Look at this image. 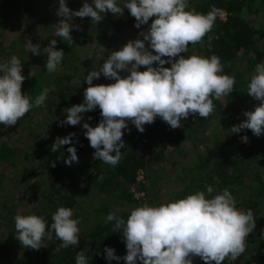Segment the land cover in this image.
<instances>
[{
  "label": "clouds",
  "instance_id": "obj_1",
  "mask_svg": "<svg viewBox=\"0 0 264 264\" xmlns=\"http://www.w3.org/2000/svg\"><path fill=\"white\" fill-rule=\"evenodd\" d=\"M58 5L55 14L60 19L53 26L54 35L70 42H73L71 32L79 30L73 23L74 17L90 18L97 25L104 19L103 14L119 17L127 9L135 18L136 29L153 18L147 31L138 32L136 39L111 52L98 71L88 73L83 102L65 110L67 116L61 127L81 125L85 113L100 110L101 119L95 127L88 122L81 125L89 146L95 150L94 160L111 166L119 164L121 149L126 147L123 136L130 131L129 122L140 133L145 131L144 125L154 123L157 117L172 129L182 128L181 121L190 115L208 118L214 112L213 100L234 91L236 78L224 74L220 57L180 55L212 30L222 14L215 6L204 14L195 8L189 9L188 0H123V7L118 0H91V3L85 0L77 11L70 10L66 0H58ZM56 45L57 40L51 39L41 50L39 44L27 39L25 50L33 56H46L44 67L51 74L58 70L65 56ZM166 64L170 67H164ZM141 67L145 70L140 71ZM22 70L21 60L15 55L0 62V125H16L33 107H43L49 91L54 90L44 88L33 100L21 91L25 80ZM101 74L114 83L93 85ZM247 94L260 103L253 111H245L246 119L230 131L240 133L249 129L259 137L264 134V63L255 66ZM91 120L89 116L88 121ZM74 137L75 133L57 137L51 148L57 152L69 145V155L64 159L67 166L79 162L77 149L72 146ZM241 140L247 143L248 137L243 136ZM213 193V187L205 185V190L167 203L145 202L134 207L126 219L109 213L105 222H115L113 232L122 234L126 255L116 256L115 249L106 246L105 259H123L125 264L138 261L139 264H193L194 257H199L204 264H223L226 258L235 261L246 250L256 217L251 209L237 207L228 188ZM13 220L17 240L30 249L45 247L44 242L52 238L53 231L63 248L77 247L80 243L81 221L74 218L71 208L58 207L52 214L50 228L43 216L35 214H18ZM86 252H77L75 264H88Z\"/></svg>",
  "mask_w": 264,
  "mask_h": 264
},
{
  "label": "trees",
  "instance_id": "obj_2",
  "mask_svg": "<svg viewBox=\"0 0 264 264\" xmlns=\"http://www.w3.org/2000/svg\"><path fill=\"white\" fill-rule=\"evenodd\" d=\"M118 4L119 6L123 7V0H118ZM16 5L21 6L20 8L22 9L23 14L28 13V22L29 20L33 19V22L31 21L30 24L37 21V19H34L37 14H41L42 12L44 13L46 11V9H44L45 7L50 8L47 21H54L57 19L58 23L60 18L55 14L59 6L58 0H0V62H6L13 55L20 58L21 64L23 66L22 72L25 76L21 91L24 94L30 95L33 100L41 93L44 88L54 89L49 91L46 101L51 103L49 106H53L55 108V111L49 110V112L52 111L53 116L55 119H57L55 132L61 138L67 136L69 133H75L72 146L76 147L77 156H79L82 151L89 147V142L84 136V129L81 127V125L85 122H88L90 126L95 127L101 119L100 110L97 108L92 112L85 113L81 121V125L60 126L62 121L66 119L67 116L65 110L73 105L82 103L83 96L76 97L74 95L77 85L75 86L70 82L72 77H66L65 80H68V84H64L62 81L65 76L61 75L58 77L56 75L57 71L51 74L48 73L44 67L45 63L36 68L34 73L31 74L27 59L24 58V55L22 54L18 55L19 52L26 51L25 44L27 41L22 39L25 33L24 29L20 31V36L13 35V37L10 35L8 37L7 35L8 38L13 37V40L9 45L5 44V40L7 39L5 34L10 27V25H8L10 23L9 20L13 17L14 11H16L17 14L20 12L14 9ZM254 5V13H261L263 17V23L258 24L257 27L253 26L249 21H246L242 17L243 8L250 10ZM188 6L189 9L195 8L196 11L204 14L210 11L212 6H215L221 9V11L226 15L224 21L219 20L220 16H218L212 30L208 32L199 43L190 44L187 53H182L180 55H198L203 57L216 55L220 57L221 63L224 66V74L230 76L234 75L236 80H240L234 85L233 92L235 93H230L229 96L225 97L229 99L233 96V98L237 99L239 107H245V109L243 111L240 110L239 107H233V109L230 111H222L219 109V115L223 116L222 120L225 119V116L227 115L224 121L221 120V124L225 130L230 131L233 126L237 125L238 121L241 123L246 119V117L243 115L245 111H250V109L253 111L254 108L260 103L259 101L253 100L247 94V89H243L242 86H248L249 83V79L246 81L244 80L245 76L250 78L255 70V66L258 63H264V0H188ZM124 12L129 14L127 9H125ZM104 15L107 16V20L99 24L100 30L102 31L112 32L114 29L117 30L115 32L122 33L124 30L128 31V27L133 28L135 23L130 19H128L126 22H122L119 20V18L114 19L112 17H108L107 13ZM73 19L75 20V25H77L78 22L76 17ZM15 21L17 22L19 20H14V22ZM151 21L152 19L150 18L149 22ZM5 22L7 23L6 25H4ZM89 25L90 21L87 19L81 23L79 28L80 32L79 30H75L79 34H74L72 31V41L76 42L77 39H79V35L83 36L84 34L82 32L86 30L84 28ZM92 26L96 30V26ZM26 38L31 42L36 40L29 39L27 36ZM90 39L91 37H88V41ZM73 42L57 37V45H61L63 49ZM38 44L40 47H42L47 43L45 40H41ZM16 46L18 49L11 50ZM192 48L196 49L195 54L192 51ZM104 61L105 59H99L96 68H94L92 60L87 59L83 61L82 66L85 68V71L79 84L83 86L84 89L88 87V85L85 83V77L90 71H98L100 67H102ZM239 68H244L243 70L245 72L237 74L236 71H238ZM73 75L75 76V73H73ZM121 75L123 76V73H121ZM99 81L100 83H98ZM101 81L103 82L101 83ZM110 81L111 80L105 79L101 74V77L97 82L98 84L96 85L106 84ZM110 83H114V81H111ZM55 96L58 100L50 101L49 97L54 98ZM213 102L217 104L215 100H213ZM217 107L220 108V105ZM39 109L40 107H33L22 119L19 120L21 121L20 124L25 125V122L27 123L29 121L32 113L38 111ZM89 116L92 117L91 121H88ZM235 116L236 120L233 121L232 117ZM191 117L200 119V121L202 119L201 123H207L209 121L208 119H210V117L207 119L199 117L198 114L197 117ZM183 122L184 126L182 128L172 129L169 125H167V123L163 122L159 117H157L154 123L150 125H144L145 131L143 133L138 132L129 122L128 127L130 131L125 132L123 136L126 147L121 149L123 155L119 164L111 168V165L109 164H104L103 166L99 160H93V164L87 168L89 170H85L81 173L78 172V177L75 178L71 177V173L68 170L69 166L65 165L64 163V159L69 155L67 152L69 145L62 146V148L57 150V152H52L51 148L55 140L45 141L43 143L40 142L39 146L35 150V159L44 168L45 175L48 179V191L41 196V200L43 201H41L39 207H36L31 214L43 216L50 228L52 223V214L58 207L64 206L73 209L74 205L76 204L75 198L71 197L69 193L64 192L60 188L65 183H71L73 185L72 187L76 186V184H82L83 187H88L91 185V190H96L100 195L104 194L106 200L108 198H114V193H116L118 190H121L120 192L122 193V197L118 199L121 200L123 198L127 201V203H129V205H131V207L128 211L122 212L117 216L126 219L134 207L142 205L133 199V193H129L130 185L136 183L135 179L137 174L144 170L147 166L159 164L163 161L166 162L171 158L172 154L169 149H183L181 148V146H183V140L186 138L190 139L189 137L194 132H196L197 128L193 129L192 125L188 123L191 122V120L186 119ZM230 122L233 124H230ZM237 136L240 138L243 136L248 137L247 143L242 142V151L243 149L246 150L248 155L258 162V164H256L257 166H264V134L257 137L253 135L251 130L245 129L240 133H237ZM204 151H206L208 154V156H206L208 159L210 158V155L214 154V150H212L209 154V147H205ZM8 153H11V150L6 148L5 145H2L0 150V158L6 160V157L8 158L6 154ZM241 153L235 154L236 156H230L229 160L224 161L223 164L214 163L213 167L208 170L204 181H201L200 183L198 182V185L196 184L194 188H197L198 186L204 187L205 185H210L214 189L213 194L222 191L224 188H228L231 193H234V190L239 192L238 188H242L243 191L247 192L249 197L253 195L259 199L262 195L261 191H264V181H257L255 184L252 183L247 186L244 185L243 179L245 177L239 168V166L244 163V160L238 158ZM98 163H100V165H98ZM52 164H55V167H52ZM81 175H86L87 177L83 179L81 178ZM255 175H259L258 171H255ZM100 177H102L101 180H99ZM136 185L139 186L137 187L138 193L143 195V193L146 191L143 183L137 182ZM194 188L192 187V191ZM191 193L192 192L189 188V185H186L184 186L183 190L175 196V199L184 198ZM143 199L144 198L142 197L141 200ZM243 200L249 199L246 198ZM248 205L249 209L254 210L259 204L249 200ZM73 210L75 213V208ZM109 213L111 212L105 209L102 211L101 217L96 220L94 225L84 229L83 231L80 230L78 234L80 243L77 245V247H61L62 242L56 238L53 231L52 238L47 241L49 243L47 245V253L45 251L35 250L30 255L28 252H26V250H21L23 245L17 240V233L15 234L13 232V228H8L6 226V229L8 228L7 230L5 229L6 234L2 239H0V264H7L10 261H7L6 257L8 251L13 249L22 251L21 258L17 260L15 264H37L39 254H41V257L43 256L45 258L46 254H49L51 262L50 264H75L77 252H80L84 247L88 248V253L90 254L88 264H113L116 262V260H113L111 263L105 261L106 254L104 253V248L106 246L114 248V255L123 257L126 255V247L125 243L123 242L122 234L120 232H113L115 222H105V217ZM8 217L9 214L3 218V221L4 223L6 222V225H8L9 222L12 223ZM253 233V236L256 237L257 240L259 239L262 241L259 242L256 251L259 252L260 249V253H258L257 257L258 264H264V228H259L257 229L256 233ZM51 244H54L52 248L50 247ZM6 247L10 249L8 250ZM55 248L56 251H54ZM29 250L31 249H27V251ZM13 254L14 253H10L9 257L11 258V256H14Z\"/></svg>",
  "mask_w": 264,
  "mask_h": 264
},
{
  "label": "rangeland",
  "instance_id": "obj_3",
  "mask_svg": "<svg viewBox=\"0 0 264 264\" xmlns=\"http://www.w3.org/2000/svg\"><path fill=\"white\" fill-rule=\"evenodd\" d=\"M84 2L85 0H66V6L72 11H77L83 6ZM87 2L91 3V0H87ZM20 7L21 6L18 5L14 7L15 10L20 12L17 14L16 11H14L13 17L10 18V23L8 24L10 27L5 34L6 37L7 35L8 37L10 35L20 36V31L24 29L25 33L22 39L27 41L26 36L29 39H36L32 42L33 44H38L41 40H45L47 44L42 46L41 50L48 46L49 40H57V37L54 35L55 29L53 28V26L57 23V19L54 21H47L50 10L49 7L44 8L46 9L44 13L42 12L41 14H37L34 17V19H37V21L32 24L30 23L33 19L29 20L28 22V13L23 14ZM254 7L255 5L252 6V9L250 10L243 8L242 17L246 21H249L253 26L257 27L258 24L263 23V17L261 13H254ZM123 14L124 16L122 15L116 17L111 13H107L108 17H112L114 19L119 18V20L122 22H126L128 19L135 22V18L131 17L130 14L125 12H123ZM224 17V12H222L219 20L224 21ZM87 19H89L90 25L84 28L86 29L82 32L84 35H79V39H77L76 42L69 44L64 49L61 45H56L57 50L62 49L65 54L62 61L63 64L59 65L56 75L58 77L61 75L65 76L62 81L64 84H68V80H65L66 77H72L70 82L75 86L77 85V92L74 91V95L76 97H82L85 90L83 86L79 84L85 71V68L82 66L83 61L87 59L92 60L94 68H96L99 59L107 58L111 52L118 50L129 40L136 39L138 37V32L147 31L151 23L148 22V24L141 26L140 29L128 27V31L124 30L122 33H117L115 32L117 30L114 29L112 32L100 30L99 24L107 20L106 15H104V19L97 25L95 22L91 21L90 18L85 17L81 19L76 17L79 28L81 23ZM14 20L19 21L14 22ZM73 23L75 24L74 19ZM6 24L7 23L5 22L4 25ZM92 25L96 26V30ZM73 32L74 34H79L75 30H73ZM8 37L5 40V44L7 45L12 42L14 36L12 38ZM88 37H91L89 41ZM15 49H18V47L16 46L11 50ZM192 51L195 54L196 49L192 48ZM19 54L24 55V58H26L29 62L31 74H33L35 69L40 67L46 61V56L44 55L33 56L31 52L27 53L26 51L19 52L18 55ZM164 59L167 58L164 57ZM164 67H170V65L166 64ZM243 69L244 68H239L236 73H244L245 71ZM139 70L144 71L145 68L141 67ZM73 73H75V76ZM123 75H126V73H123ZM248 79L250 80L248 76H245L244 80L246 81ZM238 81L240 80L237 79L236 83H238ZM97 82L98 80H94L93 85L100 83V81L98 83ZM102 82L103 81H101V83ZM110 82H107L105 85L110 84ZM242 87L243 89H247L246 85H243ZM234 93L235 92H232V94ZM226 97L222 96L219 99H214L217 104L213 102L215 105L214 112L209 116L210 119H208L209 121L207 123H201L202 119L200 121V119L193 118L191 115L187 118L191 120V122L188 123L192 125V128L197 129L196 132H194L189 137L190 139L186 138L183 140V146H181L183 149H169V151L172 152L170 159H168L166 162L163 161L159 164L147 166L144 170L137 174L135 179L136 183H143L146 191L143 193V195H140L137 191V187L139 186H137L136 183L130 185L129 193H133V199H135V201H137L139 204H143L145 202L155 205L167 203L169 201L175 200V196L179 194L186 185H189L192 193L205 190V186H198L197 188L194 187L196 184L198 185V182L200 183L201 181H204L208 170L213 167V164H223L224 161L229 160L230 156L241 152L242 153L238 156V158L244 160V163L239 166L245 177L243 179L244 185L247 186L252 183L255 184L257 181H264V166H257L256 164H258V162L252 159L246 150L243 149L242 151V140L239 136H237V133H231L229 130H225L221 124L223 116L219 115L220 110L230 111L233 109V107H239L237 99L233 98V96L229 99ZM49 99L50 101L58 100L56 96L54 98L49 97ZM50 104L51 103L49 101H45V105L40 107L38 111L32 113V116L29 118L27 123L25 122V125L20 124L21 121H19L16 125L8 127L0 125V150L2 145H5L6 148L11 150V153L6 154L8 156V158L6 157V160L0 158V239L5 236L6 230L8 228H13V232L16 234L17 232L14 227L13 217L18 214H31L36 207H39L41 201H43L41 200V196L48 191V179L45 175L43 166L40 165V163H38V161L35 159V150L39 146L40 142L43 143L45 141H54L57 137H59L55 132L57 119H55L52 114V111H55V108L53 106H49ZM218 105H220V108L217 107ZM239 109L243 111L245 107H239ZM49 110L52 111L49 112ZM250 111L252 110L250 109ZM195 117H197V115ZM226 117L227 115L225 116V119ZM232 118L233 121L236 120V116ZM183 121L184 120L181 121V124L184 126ZM230 124L233 123L230 122ZM238 124L239 121L237 122V125ZM205 147H209V154L212 150H214V154L210 155L209 159L206 157L208 154L206 153L207 150L204 151ZM94 151L95 150L89 146L78 156L79 162H74L68 167L72 178L78 177V174L85 170H89L87 169L88 166L92 165L94 162ZM100 163L103 166L105 164L101 161ZM100 163H98V165H100ZM112 167L113 166H111V168ZM255 171H258L259 175H255ZM81 176L79 177L83 179L87 177L86 175ZM101 178L102 177H100L99 180H101ZM72 186L73 185L71 183H65L60 188L64 192L69 193L71 197L75 198L76 204L74 205V218L80 219L81 223L79 228L81 231L94 225L96 220L101 217L102 211L105 209L117 216L122 212L128 211L131 207V205H129V203H127V201L123 198L121 200L118 199L122 197V193L120 192L121 190H118L116 193H114V198H108L106 200L104 194L100 195L96 190H91V185L88 187H83L82 184H76L74 187ZM192 187L194 188L193 191ZM234 191L235 192H232V195L237 202L238 208L244 210L249 209V200L259 204L257 208L252 210L254 216L256 217V226L253 232L256 233L257 229L259 228L263 229L264 191H261L262 195L259 199L253 195L249 197L247 192L243 191L242 188H238L239 192L236 190ZM142 197L144 198L143 200H141ZM246 198L249 200H243ZM8 214V218L12 221V223L9 222V224L6 225V222L4 223L3 218ZM6 226L8 227L7 229ZM253 235L254 233H251L247 237V247L243 254L237 257L235 261L226 258L223 261V264H258L257 257L258 253H260V249L259 252L256 251V249L259 242L262 241L259 239L257 240ZM47 241L49 240H45L47 244L45 243V247H41L39 249L40 251H45L47 253V245L49 244ZM53 246L54 244H51L50 247L52 248ZM22 247L23 248L21 250H26V252H28L30 255L35 251L33 249L27 251V249L30 248L25 246ZM56 248L54 251H56ZM9 249L10 248H8V250ZM21 250H9L6 259L7 261H10L7 264H15L16 261L22 256ZM82 250L87 251L85 255L86 258L89 259L90 254L88 253V248L84 247ZM10 253H14V256H11V258L9 257ZM40 257L41 254H39L37 264L51 263L49 254H46V258L42 256L40 259ZM105 261L109 263L113 262V260L107 261L106 259ZM113 264H125V262L123 259H121L120 261H116ZM137 264H139V261ZM193 264H204V262L200 260L199 257H194Z\"/></svg>",
  "mask_w": 264,
  "mask_h": 264
},
{
  "label": "built area",
  "instance_id": "obj_4",
  "mask_svg": "<svg viewBox=\"0 0 264 264\" xmlns=\"http://www.w3.org/2000/svg\"><path fill=\"white\" fill-rule=\"evenodd\" d=\"M224 16H226V15L224 14ZM224 18H225V17H224ZM224 18H223V19H224ZM22 75H23V72H22Z\"/></svg>",
  "mask_w": 264,
  "mask_h": 264
}]
</instances>
